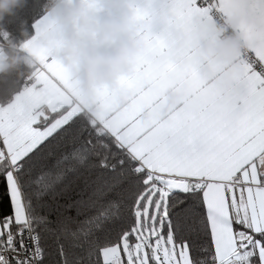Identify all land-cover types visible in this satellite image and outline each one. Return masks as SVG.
<instances>
[{
  "label": "snow or ice",
  "instance_id": "1",
  "mask_svg": "<svg viewBox=\"0 0 264 264\" xmlns=\"http://www.w3.org/2000/svg\"><path fill=\"white\" fill-rule=\"evenodd\" d=\"M139 10L152 27L122 109L103 90L81 96L43 46L59 29L34 26L29 84L0 107V264H264V0ZM212 11L237 19L246 52L201 81L178 36ZM172 89L183 99L161 118Z\"/></svg>",
  "mask_w": 264,
  "mask_h": 264
},
{
  "label": "clouds",
  "instance_id": "2",
  "mask_svg": "<svg viewBox=\"0 0 264 264\" xmlns=\"http://www.w3.org/2000/svg\"><path fill=\"white\" fill-rule=\"evenodd\" d=\"M27 0H0V73H7L24 65L34 70L37 61L25 49L7 40L3 28L6 16H12L22 9ZM50 21L59 29L55 45L44 42L48 56L67 70L75 81L78 91L85 98L96 90H103L114 97L117 108L127 105L128 96L121 92L119 84L134 74L137 58L145 50L143 36L152 24L146 13L139 10V0H48L46 12ZM169 24L176 22L171 12L164 16ZM236 18H222V22L209 17L196 20L187 32L179 33L178 39L190 45L193 56L200 58L195 75L201 81H212L211 66L222 64L229 68L245 54L246 45L236 36L228 35L237 24ZM21 35L27 37V32ZM174 66H181L180 56L171 59ZM33 72V71H32ZM223 91H234L225 83ZM183 99L179 90L167 91L159 115L168 112Z\"/></svg>",
  "mask_w": 264,
  "mask_h": 264
},
{
  "label": "trees",
  "instance_id": "3",
  "mask_svg": "<svg viewBox=\"0 0 264 264\" xmlns=\"http://www.w3.org/2000/svg\"><path fill=\"white\" fill-rule=\"evenodd\" d=\"M48 0H27L22 9H18L12 16H6L3 28L7 34V40L16 45H21L33 37V24L43 17L47 12ZM22 31L27 32V37L21 35ZM0 44H5L4 36H0ZM32 69L20 65L17 69L7 73H0V105H8L15 94L22 89L24 79L32 74Z\"/></svg>",
  "mask_w": 264,
  "mask_h": 264
},
{
  "label": "crops",
  "instance_id": "4",
  "mask_svg": "<svg viewBox=\"0 0 264 264\" xmlns=\"http://www.w3.org/2000/svg\"><path fill=\"white\" fill-rule=\"evenodd\" d=\"M49 20H50V19L48 18L47 14H45L43 17H41L39 20H37V21L33 24V32H34L33 37L35 36V27H34V26H35L36 24H38V23L43 24V23H45V22H47V21H49ZM161 28H162V25H161V24H154V25H153V32L158 33V32L161 30ZM33 37H32V38H33ZM32 38H31V39H32ZM31 39H30V40H31ZM33 82H34V81H33ZM21 91H23V88L20 90V92H21ZM20 92H18L17 94H15V96H16V95H19ZM15 96L13 97V99H12L11 102H13V100L15 99ZM11 102H10V103H11ZM10 103H9V104H10ZM6 106H7V105H6ZM0 107H4V106H1V105H0Z\"/></svg>",
  "mask_w": 264,
  "mask_h": 264
},
{
  "label": "built area",
  "instance_id": "5",
  "mask_svg": "<svg viewBox=\"0 0 264 264\" xmlns=\"http://www.w3.org/2000/svg\"><path fill=\"white\" fill-rule=\"evenodd\" d=\"M201 6H203V5L201 4ZM209 16L212 17L213 19L217 20L218 22H222V14H219V13H217L215 11H212V12L209 13ZM227 34L228 35H233L235 33H233L232 29H229ZM26 84H29L28 79H24L23 80V83H22L21 87L24 88Z\"/></svg>",
  "mask_w": 264,
  "mask_h": 264
}]
</instances>
